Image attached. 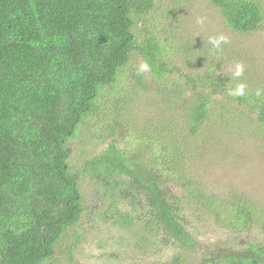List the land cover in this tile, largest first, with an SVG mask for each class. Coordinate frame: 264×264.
<instances>
[{"label":"trees","instance_id":"1","mask_svg":"<svg viewBox=\"0 0 264 264\" xmlns=\"http://www.w3.org/2000/svg\"><path fill=\"white\" fill-rule=\"evenodd\" d=\"M207 1L231 30L263 26L257 0ZM159 4L0 0V264H77L85 231L74 228L94 208L124 229L139 222L167 252L156 264H264V242L201 240L188 219L190 211L235 233L264 232V209L239 193L202 192L183 165L205 126L230 125L229 105L254 117L264 141V83L224 73L213 47L194 55V64L179 62ZM145 62L149 70L138 72ZM240 83L245 95H228ZM132 87L181 100L185 125L153 120L161 130L149 127L121 147ZM174 127L188 132L185 143L169 134ZM97 142L100 150L87 151Z\"/></svg>","mask_w":264,"mask_h":264},{"label":"rangeland","instance_id":"2","mask_svg":"<svg viewBox=\"0 0 264 264\" xmlns=\"http://www.w3.org/2000/svg\"><path fill=\"white\" fill-rule=\"evenodd\" d=\"M257 1L264 12V0ZM159 5V14L167 25L165 33L170 35L171 43L180 49L177 56L179 62L182 63L187 58L194 64V55L200 54L203 48L213 47L209 43V37L222 34L228 38V43L223 44L220 50L215 49L212 52L221 59V70L224 73H233L236 65L242 64L243 75L259 78L264 83V22L262 28L256 32L240 33L226 27L217 9L207 0H160ZM198 19H202L203 23H197ZM163 35L165 36L164 33ZM208 56L207 54L206 57ZM198 70L201 72L202 68ZM131 89L137 95L128 105L129 114L127 113L126 120L132 122L125 123L130 132L119 141L121 147L130 146L135 135L140 139L145 138V135H149L147 130L150 128L152 132L161 130V126L156 129L155 125L151 126L153 120L163 123L164 127L169 124L174 126L173 123L179 122L185 125L183 116L176 109L181 108V100L163 101L164 98L158 95L155 87L147 90L140 87ZM108 95V92L102 93L103 99ZM227 108L232 112L227 119L230 125L215 122L202 129L194 139L193 149L196 151L185 159L183 165L187 170L185 169L184 174L194 176V183L202 192L218 194L223 198L239 193L264 209V141L253 122V116L248 118L245 110L234 104ZM182 129L174 127L169 134L182 137L183 144L188 138V132ZM71 145L76 153L80 142L75 138ZM101 147L102 144L97 142L96 147H90L87 151L100 150ZM92 190V187L83 188L85 193ZM175 191L177 194L186 192L177 185ZM89 199H92L89 205L96 202L95 198L89 196ZM98 209H93L90 221L83 218V225L74 228V231H85L74 260L77 264H156L165 260L167 252L158 240H153L152 243V234L145 231L139 222L124 229L112 224L105 217H98ZM195 211L197 213L196 209ZM198 214L199 218L197 214L188 211V219L201 240L225 239L234 244L264 242V232L258 227L250 232L235 233L218 228L211 220L203 217L204 215Z\"/></svg>","mask_w":264,"mask_h":264},{"label":"clouds","instance_id":"3","mask_svg":"<svg viewBox=\"0 0 264 264\" xmlns=\"http://www.w3.org/2000/svg\"><path fill=\"white\" fill-rule=\"evenodd\" d=\"M197 23H203L202 19H198ZM209 43L213 46L214 49L216 50H220L221 46L223 44L228 43V38L224 35H218V36H212L209 37ZM149 70V65L145 62L139 65L138 68V72L143 73ZM244 74V67L242 64H237L235 67V71L233 72V78L234 79H238L240 77H242ZM245 89H246V85H244L243 83L238 84L236 87L234 88H230L228 90V95L232 96V97H241L245 95ZM257 94L259 95L260 93L257 92Z\"/></svg>","mask_w":264,"mask_h":264}]
</instances>
